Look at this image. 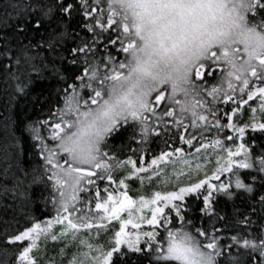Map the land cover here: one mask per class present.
Instances as JSON below:
<instances>
[{"label": "snow or ice", "instance_id": "1", "mask_svg": "<svg viewBox=\"0 0 264 264\" xmlns=\"http://www.w3.org/2000/svg\"><path fill=\"white\" fill-rule=\"evenodd\" d=\"M106 5L105 9L100 0H96L95 6L88 0H81L83 15L92 21L85 27L96 35L115 27L117 38L109 39V43L120 44L118 50L124 54V59L116 61L109 54L107 62L89 60V52L96 55L93 52L95 41L89 44L85 40L83 46L71 50L74 56L84 54L85 67L82 75L76 77L80 84L69 86L71 94L65 96V106L58 110L60 121L51 126L55 147H49L38 128H32L34 138L40 142L41 154L50 166L48 179L55 182L59 192V199L53 200L57 205L56 216L43 224L34 222L31 227L9 238L10 244L22 246L24 241L30 242L22 246L17 255L19 264H38L33 252L39 248L41 238L53 242L70 238L75 242L81 232L91 233L93 230L99 237L101 230H108L112 222L118 223V230L114 232L108 249L79 239V245L88 251L80 254L83 259L73 254L69 264H86V261L114 264V256L118 262L129 252H144L142 240L149 250L144 254L152 255L157 264H241L239 256H232L224 250L233 246L238 252L248 250L249 255L258 252L259 264H264V233L259 239L238 233L229 238L232 244L222 245L220 236L209 234L197 228L191 220H186L181 214L180 203L187 196L199 195L201 189H205V211L211 212L213 194L231 195L233 184L231 178L227 183L212 181L230 173L235 177L236 189L252 192V184L241 179L239 170L255 169L264 173V155L254 158L250 146L254 138L245 142L249 129L264 134V122L256 116L259 111L264 117V0H106ZM58 7L63 13L74 11L71 3ZM52 12L49 7L43 15L47 17ZM41 24L38 18L34 27L38 29ZM97 28L101 33H96ZM18 30L24 31V28ZM62 35L54 30L53 38L47 42L48 48L54 50ZM76 62V59L71 61ZM216 68L222 73L218 84L208 88L206 82L196 83L198 79L203 81L205 70L211 75ZM77 87L91 89L92 94L85 99ZM169 89L167 99L172 107L166 106V110L157 115V105L166 99ZM202 92L212 98L211 105L221 98L228 103L237 92L246 95L247 99L242 96L230 114L224 113L228 121L221 124V117L213 106L197 99ZM181 95L183 99H177ZM255 99L259 104L257 108H250L249 122H234L233 117L243 114L241 105H248ZM177 107L181 118H176ZM185 113L190 114L194 129L202 127L208 131L211 127L219 133L227 128L235 137L225 134L224 140L215 139L196 149L197 153L209 148L216 152L212 175L205 172L204 179L186 186L177 183L176 190L153 191L134 198L129 194L130 185L126 181L135 179L144 185L146 181L151 184L156 177L167 186L171 180L161 165L172 166V178L177 182L182 176L193 172L199 174L205 165L199 161L194 164L185 158L182 148H176L173 152L162 151L147 167L137 166L134 159L121 161L109 156L104 151L107 138L130 121L140 125L142 138L152 133L159 135L149 124L151 117H155L157 123L164 117H171L179 127ZM180 139L183 140V136ZM194 139L192 136L186 143L192 145ZM225 141H231L232 146ZM126 166H130L128 173L117 183L113 171ZM93 177L107 179L116 187L112 191L105 188L104 197L96 187L94 201L81 200L80 194L89 192V186H95ZM260 200L264 202V196ZM173 211L175 216L171 215ZM176 219L181 221L179 227L175 226ZM145 224L152 230L142 231ZM56 226H59L58 231L54 230ZM129 227L133 231H129ZM159 228L163 229V234ZM189 228L197 235L187 230ZM198 237H204L207 243ZM93 251L96 255H91Z\"/></svg>", "mask_w": 264, "mask_h": 264}, {"label": "trees", "instance_id": "2", "mask_svg": "<svg viewBox=\"0 0 264 264\" xmlns=\"http://www.w3.org/2000/svg\"><path fill=\"white\" fill-rule=\"evenodd\" d=\"M88 2L95 6L96 0ZM68 3L74 8L70 14L63 13L58 7L60 4ZM100 3L101 7L106 9V0H100ZM49 7L53 12L45 17L43 12ZM83 12L81 0H0V264H19L17 260L19 251L22 250V246L30 243L24 241L22 246L10 244L8 240L12 235L31 227L34 222L43 223L56 216L57 205L53 200L59 199V192L54 186L55 182L48 179L51 175L48 171L50 166L41 154L40 142L34 138L32 128L39 129L40 135L49 147H55L51 126L60 121L58 110L64 108L65 96L71 94L69 86L80 84L76 77L82 75L85 67L84 54L74 56L71 50L83 46L82 42L85 40L89 44L95 41L93 52L96 55L93 56L92 52H89V60L107 62L109 54L116 61L124 59V54L118 50L120 44L109 43V39L117 38L115 27L102 33L97 28L96 33L101 34L96 35L85 27L92 21L85 17ZM38 18L42 24L37 29L34 22ZM20 27H23L24 31H19ZM54 30L63 35L53 50L48 48L47 42L53 38ZM73 59L77 61L75 64L71 63ZM221 74L220 68H216L211 75L205 70L204 76L209 81L207 83L205 80L206 85L210 84L211 87L218 84ZM202 82L196 80L197 84ZM95 86L94 83L93 87ZM77 91L85 99L92 94L91 89L87 88L81 90L77 87ZM242 96L243 99H247L246 95L237 92L232 101L224 103L221 98L215 105H211L212 98L203 92L197 99L209 102L220 115L221 124H225L228 118L223 114H230ZM258 104L257 100H253L245 107L247 122L251 116L250 108H257ZM160 110L162 107L158 104L157 112ZM177 112L180 113L179 109ZM256 116L264 122V117L259 111ZM164 120L167 121L153 123L151 126L159 135L152 133L146 138H142L140 125L130 121L128 125L107 138V147H104V151L117 160L134 159L137 166H140L148 164L162 151L173 152L176 148H182L186 152L188 149L186 141L192 136H195L193 143L199 144V140L209 141L214 139V135L223 138L226 134L217 133L215 128L211 127L208 131H204L202 127L192 128L189 113L183 115V122L179 127L172 123L171 117ZM209 121H212L211 116ZM185 126H188L187 131ZM181 136L183 140L180 139ZM253 138L254 142L250 146L254 158L264 155V134L249 129L245 135V142H250ZM239 174L245 183L252 184L253 191L236 189L235 177L232 174L223 176L220 183H227L230 178L232 179L230 190L232 194L214 193L211 212L205 211L207 208L203 201V196L207 195L205 189H202L199 195L193 193L187 196L185 201L180 202L181 214L186 220H191L197 228L209 234L220 236L222 245L232 244L229 238L238 233L250 239H259L264 233V202L260 200V197L264 196V173L255 169H240ZM106 181L98 180L95 186H89V192L80 194L81 200L94 201L96 187L101 190V195L105 194V188L110 190V184ZM132 181L137 183L135 179ZM171 215L175 216V212L173 211ZM174 223L179 227L181 221L176 219ZM187 230L197 235L193 229ZM158 231L163 234L162 228ZM198 238L207 243L204 237ZM141 247L144 252H129L118 262L114 256V264H157L152 255L144 254L149 250L143 240ZM224 250L230 252L232 256H239L241 264H259L261 260L258 252L249 255L248 250L240 249L238 252L235 246Z\"/></svg>", "mask_w": 264, "mask_h": 264}, {"label": "rangeland", "instance_id": "3", "mask_svg": "<svg viewBox=\"0 0 264 264\" xmlns=\"http://www.w3.org/2000/svg\"><path fill=\"white\" fill-rule=\"evenodd\" d=\"M207 68V66H206ZM222 76V74H221ZM205 80L207 81V83H209V81L205 78L204 76V80L203 82H205ZM205 86H209L210 84ZM168 92H170V89L166 91V99L162 102L159 103V105L162 107V110H160L159 112H157V115H161L164 112V108L172 106L170 104V101L167 99V95ZM155 94H153V99H154ZM177 99H183V96H178ZM257 102L259 103L258 99ZM252 101H249V103H251ZM248 103V104H249ZM248 105H242V116L240 114L237 115V117H233L234 122H237L239 124H244V123H248L247 120L245 119V113H246V109L245 107ZM166 110V109H165ZM178 110V107H177ZM181 114L177 112L176 114V118H180ZM166 117L163 118V121L159 122V123H164L166 122L164 119ZM171 121L173 123V118H171ZM132 122V121H131ZM134 122V121H133ZM153 123H157L156 122V118L155 117H151L149 120V124L150 126H153ZM175 124V123H174ZM221 132H225L227 135H231L235 137V134L230 130V129H225L220 131ZM220 139V140H224L225 137L221 138L220 136L215 137L214 135V139ZM212 140H199V144H194L192 143V145H188L187 144V150H185V158L192 160L193 163L195 164V162L199 161L201 164H204L205 167L203 168V170H201L199 172V174H196L195 172H193L191 175H185L182 176L180 178V180L177 182L175 179L172 178V173H173V168L171 165H168L167 167H165L164 165H161V168L164 170L165 175L171 180V182L165 186L161 183L160 178H156L154 177L151 184H149L147 181L145 182L144 185H141L139 183V181H137V183H132L134 179L130 180V181H126L127 183H129L130 187H129V194L132 195L134 198H136L138 195L140 194H145L148 195L153 191H171V190H176V185L177 183H179L180 186H186L189 183H193L198 181L199 179H204L205 178V172L208 175H212V172L216 166L215 164V160H216V152L213 151V149L209 148V149H201V151L199 153H197L196 149L200 148L201 144H205V143H209ZM226 144H228L229 146H232V142L231 141H225ZM236 143H239V141L237 140ZM223 153H221L222 155ZM208 158L207 160L205 158ZM174 159V157H173ZM151 163V161L146 164L143 165L144 167H147L149 164ZM141 166V165H140ZM129 171L128 166L124 167V168H117L113 171V179L117 181H119V179L123 178L124 175H126ZM187 171V170H185ZM230 173H225L224 175H222L220 177V180L216 181H212L213 183L216 184H220L221 182V178L223 176H228ZM96 181V183L98 182L97 177L94 179ZM107 180V179H106ZM223 182V181H222ZM106 183H109V187L110 190L112 191L116 185L112 184L111 182H109L108 180L106 181ZM202 190V189H201ZM106 194L101 195V197L105 196ZM81 207H83L82 205H80ZM54 219L51 218L49 220ZM43 224V223H42ZM56 231L59 230V226H56V228L54 229ZM118 230V223L117 222H112V225L110 226V228L108 230H101L99 237L96 236V232L95 230H93L91 233L89 232H81L77 241L73 242L70 240V238L66 241H57V242H53L50 239L45 241L43 238H41L40 241H38L39 244V248L34 250L33 255L35 256V258L37 259L38 264H69V261L71 260L73 254H76L79 258L83 259V257L80 255L83 252H87L88 249L82 245H79V239H85L87 240L89 243L95 245H102L105 249H108L111 244V240L112 237L114 235V232ZM142 231H151L152 229L147 226L146 224L143 226V228L141 229ZM129 231H133L131 229V227H129ZM65 244H67V247L65 248ZM63 249V251H61ZM91 255H96L95 251H93L91 253ZM86 264H91L90 261H86Z\"/></svg>", "mask_w": 264, "mask_h": 264}]
</instances>
